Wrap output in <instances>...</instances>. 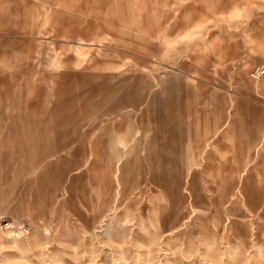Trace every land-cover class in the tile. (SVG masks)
<instances>
[{"label": "rangeland", "instance_id": "obj_1", "mask_svg": "<svg viewBox=\"0 0 264 264\" xmlns=\"http://www.w3.org/2000/svg\"><path fill=\"white\" fill-rule=\"evenodd\" d=\"M214 2L0 0V264H264V0Z\"/></svg>", "mask_w": 264, "mask_h": 264}, {"label": "built area", "instance_id": "obj_2", "mask_svg": "<svg viewBox=\"0 0 264 264\" xmlns=\"http://www.w3.org/2000/svg\"><path fill=\"white\" fill-rule=\"evenodd\" d=\"M251 78L255 81H258L260 78L264 77V64L259 65V67L253 70L250 74ZM8 232V233H7ZM28 229L25 225L18 226L11 222H6L5 220L0 221V234H11L14 236L21 237L23 234H26Z\"/></svg>", "mask_w": 264, "mask_h": 264}, {"label": "crops", "instance_id": "obj_3", "mask_svg": "<svg viewBox=\"0 0 264 264\" xmlns=\"http://www.w3.org/2000/svg\"><path fill=\"white\" fill-rule=\"evenodd\" d=\"M219 0H215V2H214V4H219V2H218ZM32 13V15H31V17H30V19H31V21L32 20H34V18H35V16H37L36 15V13H34V12H31ZM87 45V42L86 41H81V43H80V45Z\"/></svg>", "mask_w": 264, "mask_h": 264}]
</instances>
